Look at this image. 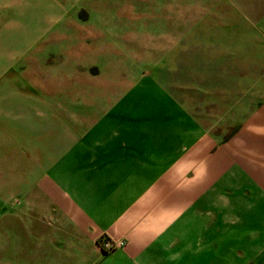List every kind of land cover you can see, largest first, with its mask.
<instances>
[{
    "label": "crops",
    "instance_id": "0c3cea01",
    "mask_svg": "<svg viewBox=\"0 0 264 264\" xmlns=\"http://www.w3.org/2000/svg\"><path fill=\"white\" fill-rule=\"evenodd\" d=\"M208 1L200 8L202 88L236 97L234 112L249 98L240 128L228 139L197 131L182 148L177 128L193 118L160 65L152 67L77 134L45 138L44 151L40 141V158L55 162L31 180L26 224L42 233L48 254L72 264H264V211L229 237L224 218L191 194L194 184L208 190L209 174H228L248 207L264 210V0ZM102 235L127 244L103 254Z\"/></svg>",
    "mask_w": 264,
    "mask_h": 264
},
{
    "label": "rangeland",
    "instance_id": "374dc122",
    "mask_svg": "<svg viewBox=\"0 0 264 264\" xmlns=\"http://www.w3.org/2000/svg\"><path fill=\"white\" fill-rule=\"evenodd\" d=\"M211 2L0 0V264H72L48 254L40 245L42 233L26 224L31 180L55 162L40 158V141L44 151L45 138L77 134L152 67L160 65L162 78L193 118L177 128L182 148L197 131L228 139L240 128L249 98L242 96L241 112H234L227 109L236 97L202 88L200 8ZM206 178L208 190L194 184L192 198L208 202L211 217L224 218L229 237L263 215L233 191L230 175ZM219 182L226 183L224 195ZM219 196L224 207L217 206ZM232 218L241 223L228 224Z\"/></svg>",
    "mask_w": 264,
    "mask_h": 264
},
{
    "label": "built area",
    "instance_id": "2783aa9c",
    "mask_svg": "<svg viewBox=\"0 0 264 264\" xmlns=\"http://www.w3.org/2000/svg\"><path fill=\"white\" fill-rule=\"evenodd\" d=\"M127 244L125 239H115L108 235H102L98 240V247L103 254L123 248Z\"/></svg>",
    "mask_w": 264,
    "mask_h": 264
}]
</instances>
